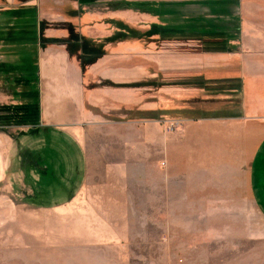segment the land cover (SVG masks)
<instances>
[{
  "label": "crops",
  "instance_id": "1",
  "mask_svg": "<svg viewBox=\"0 0 264 264\" xmlns=\"http://www.w3.org/2000/svg\"><path fill=\"white\" fill-rule=\"evenodd\" d=\"M48 3L0 0V62L5 52L18 56L16 49L25 47L11 49L20 41L5 28L23 19L9 12L35 7L41 15ZM239 6L240 29L225 52L188 41L195 52L170 51L160 59L151 52L141 60L129 44H115L81 66L61 46L39 49L42 128L34 135L46 133L50 144L35 148L25 141L33 206L71 208L76 202L80 215L95 216L97 236L101 231L121 245L141 244L144 254L135 256L160 257L161 264L165 257L201 252L204 245H190L191 237L216 242L231 233L210 230V222L253 220L252 238L263 241L264 0H239ZM82 32L92 38L113 33L105 27ZM176 112L189 114L183 129L162 133L161 119ZM50 174L51 187L41 184Z\"/></svg>",
  "mask_w": 264,
  "mask_h": 264
},
{
  "label": "rangeland",
  "instance_id": "2",
  "mask_svg": "<svg viewBox=\"0 0 264 264\" xmlns=\"http://www.w3.org/2000/svg\"><path fill=\"white\" fill-rule=\"evenodd\" d=\"M47 2L48 6L41 15L35 7L30 8L32 11L29 12L25 9L23 12H9L11 18L15 15L14 17L23 19L20 21L22 24L10 29L5 28L6 32L11 30L8 33L10 39L15 35L20 41L19 44H14L18 43L14 40L11 49L18 47L17 45L25 47L16 49L18 56L14 52H5L7 59L0 62V68L3 69L0 71V77H6L4 82L0 78L1 115L6 114V107L19 108L30 103L29 99L24 97L29 85L35 94V98L32 97L33 102L40 105V78L37 67L39 49L52 45L61 46L65 48L66 54L75 57L81 64V54H72L66 46L67 42L84 40L95 52L102 53V56L108 54L107 46L127 43L134 52L140 53L141 60L146 59L151 52L160 59L165 52L168 54L171 51L173 55L185 51L195 52L198 47L188 41H199L206 52H225L226 45L236 38L240 29L239 0ZM74 12L77 15H72ZM113 13L121 15L115 18ZM100 15L102 17H99ZM84 17L88 21H82ZM103 27L113 33L104 38L95 35L93 39L82 32L84 30L93 35ZM52 39L61 40L64 44L50 43ZM158 85H162L161 81ZM193 113L198 118L201 111L195 110ZM185 115L189 114L176 112L167 120L161 119L162 133L181 131ZM161 116H164L162 112ZM169 121H179L180 125L174 131L168 132ZM36 127L18 126L15 123L11 126L0 124V264H155L153 260H158V264H161L160 257L150 259L135 256L144 254L138 251L141 244H130V251V245H121L119 240L103 239L100 236L101 231L97 236L95 216L80 215L76 202L71 208L40 210L33 206L32 192H29L27 184V160L30 156L25 141H31L35 148H41L48 139V136L44 135L46 133L36 136L30 132L34 128L39 132L42 128L41 120ZM97 139L109 140L100 135ZM47 144H50V141ZM45 154L53 155L48 149ZM51 179L52 174L42 177L41 184L51 187ZM100 215L109 218L108 220L113 217L112 213ZM208 225L210 230H231V233L227 238H218L216 242L206 237L204 242H201L202 239L196 241L190 236L188 243L195 246L204 245L202 251L197 254L165 257L164 264H264V240L257 241L255 237L252 238L251 230L255 225L253 220L230 219L210 222ZM231 242L241 246L224 251L222 247L230 245Z\"/></svg>",
  "mask_w": 264,
  "mask_h": 264
},
{
  "label": "trees",
  "instance_id": "3",
  "mask_svg": "<svg viewBox=\"0 0 264 264\" xmlns=\"http://www.w3.org/2000/svg\"><path fill=\"white\" fill-rule=\"evenodd\" d=\"M72 15H77L75 12ZM58 43V44H64L63 41L58 39H52L50 43ZM66 46L68 47L69 51L72 54H75L76 52H79L81 54V65H87L91 64L96 61L99 57H101L103 54L100 52H95L86 41H72L67 42ZM6 70V69H4ZM0 71H3V69L0 68ZM38 92H36V96L38 97ZM27 97L30 101V103L26 104L25 106L21 107H6L5 111L6 114H0V124H8L11 126L15 123V125L18 126H30V127H36L39 124L40 120V112H39V105L34 103L35 94L32 92V88L29 85L26 89V93L24 94V97ZM34 97V98H32ZM32 101V102H31ZM17 113V116H16ZM37 128V127H36ZM31 133H37L35 128L30 131Z\"/></svg>",
  "mask_w": 264,
  "mask_h": 264
},
{
  "label": "built area",
  "instance_id": "4",
  "mask_svg": "<svg viewBox=\"0 0 264 264\" xmlns=\"http://www.w3.org/2000/svg\"><path fill=\"white\" fill-rule=\"evenodd\" d=\"M168 123V132L174 131L180 125L179 121H169Z\"/></svg>",
  "mask_w": 264,
  "mask_h": 264
}]
</instances>
